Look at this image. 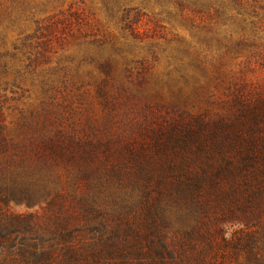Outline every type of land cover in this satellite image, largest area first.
<instances>
[{
	"label": "rangeland",
	"instance_id": "rangeland-1",
	"mask_svg": "<svg viewBox=\"0 0 264 264\" xmlns=\"http://www.w3.org/2000/svg\"><path fill=\"white\" fill-rule=\"evenodd\" d=\"M259 93L264 0H0V118L9 140L4 153L16 159L23 153L34 158L29 141L39 143L42 133L104 137L182 112L234 117L235 95ZM50 162L57 167L46 165L37 176L61 187L65 162ZM65 186L84 190L72 181ZM111 192L98 198L110 215L146 219L141 190L114 185ZM43 199L0 203L1 231L13 225L29 241L37 239L50 212L70 204L57 197L50 210ZM216 209L209 206L204 219L212 221ZM173 210L164 212L167 230L180 226ZM14 216L28 217L17 225ZM210 225L233 239L215 264L255 263L243 249L233 252L236 238L253 226ZM136 248H111L109 264H138Z\"/></svg>",
	"mask_w": 264,
	"mask_h": 264
},
{
	"label": "trees",
	"instance_id": "trees-1",
	"mask_svg": "<svg viewBox=\"0 0 264 264\" xmlns=\"http://www.w3.org/2000/svg\"><path fill=\"white\" fill-rule=\"evenodd\" d=\"M235 103L234 117L182 112L104 137L42 133L39 143L29 141L34 158L4 153L9 140L0 118V203L45 198L52 210L53 199L70 201L56 205L37 239L29 241L13 225L0 229V264H109V250L128 243L137 247L140 264H215L233 239L210 223L228 220L254 227L236 238L233 252L243 249L248 260L264 264V142L257 140L263 138L264 95H235ZM52 158L65 162L61 187L37 176L46 165L57 167ZM70 181L84 190L70 191ZM114 185L145 194V220L134 222L121 211L110 215L98 202ZM212 204L217 211L206 221ZM167 209L177 211L179 227L166 229ZM26 217L14 216L13 223Z\"/></svg>",
	"mask_w": 264,
	"mask_h": 264
}]
</instances>
